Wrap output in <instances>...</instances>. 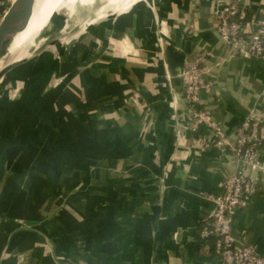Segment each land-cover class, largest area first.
<instances>
[{
    "label": "crops",
    "instance_id": "1",
    "mask_svg": "<svg viewBox=\"0 0 264 264\" xmlns=\"http://www.w3.org/2000/svg\"><path fill=\"white\" fill-rule=\"evenodd\" d=\"M238 1L262 18L264 0ZM119 2L63 35L50 24L54 68L0 101V264H220L198 229L240 166L189 125L179 74L212 52L203 106L232 135L250 114L264 120V60L218 36L213 0ZM259 159L242 168L255 185L231 234L264 254L262 148Z\"/></svg>",
    "mask_w": 264,
    "mask_h": 264
},
{
    "label": "built area",
    "instance_id": "2",
    "mask_svg": "<svg viewBox=\"0 0 264 264\" xmlns=\"http://www.w3.org/2000/svg\"><path fill=\"white\" fill-rule=\"evenodd\" d=\"M14 1L0 0V22ZM213 3L218 36L239 56L264 60V13L258 20L249 17L238 0H213ZM211 58L212 52L203 50L179 74L186 103L185 117L193 128L198 125L209 128L212 145L219 152H230L240 168L220 185L218 195H208L214 209L201 222L198 235L203 239L215 238L214 253L220 264H264V254L252 244H240L231 234L233 216L246 206L254 189L255 182L242 168L259 167V150L264 149V120L250 114L232 135L219 126L202 100L213 93L209 78Z\"/></svg>",
    "mask_w": 264,
    "mask_h": 264
},
{
    "label": "rangeland",
    "instance_id": "3",
    "mask_svg": "<svg viewBox=\"0 0 264 264\" xmlns=\"http://www.w3.org/2000/svg\"><path fill=\"white\" fill-rule=\"evenodd\" d=\"M105 1L106 0H92L89 3L90 4L89 8H88L87 5H83V4L79 3V2L76 3L74 5L73 9H71V10H68V8H65V7H61L60 8L61 10L60 9L57 10L56 12H54V15H52V18H51L52 22L50 24H53V25L55 24V25L53 27L54 31L52 33H50V35L59 36V35L62 34V32H65V30H70L71 28H73L76 25V22H77L76 19L78 18V16L80 18H84L86 16H90V17L93 16L95 13H97L103 7V5L105 4ZM118 2H119V0H118ZM46 3H47L46 0H36L35 1V5H34V8H33V13H32V16L30 17L29 21L32 20L38 14V12L40 10L39 8L43 7ZM112 3L113 2L109 1L108 4L106 5L107 8L109 6H111ZM77 8H79V10ZM62 9L63 10L65 9V10L62 11ZM109 9L111 11H115V10H117V6H115L113 8L111 7ZM96 18H94V19H96ZM79 24H81V23H79ZM56 26H60V27L57 28ZM58 29L62 30V31H59ZM57 30H58V32H57ZM63 34H65V33H63ZM45 36H44V38H45ZM63 39H66V37H64ZM38 46H40V45L37 44L36 47H34L30 51V55L31 56H33V53H34L35 49ZM46 50H47V52H42V53L43 54L47 53L46 54L47 56L49 55L50 51H52V52L55 51L54 47H50V46H48ZM37 61H38L37 58H32L27 63H25L23 65H20L18 67H15L14 69L10 70L9 72L4 74L0 78V101H5L8 98L18 99V93L16 92V90L21 86V84L26 83V81L23 82L25 80L24 79V74H25V72L27 70L26 67H29V64L30 65L32 64L31 66H32V68H34L36 66L35 62H37ZM11 64L12 63L7 64V65H11ZM48 79L50 80V84H54V82L56 80V79H54L52 77H50Z\"/></svg>",
    "mask_w": 264,
    "mask_h": 264
},
{
    "label": "bare ground",
    "instance_id": "4",
    "mask_svg": "<svg viewBox=\"0 0 264 264\" xmlns=\"http://www.w3.org/2000/svg\"><path fill=\"white\" fill-rule=\"evenodd\" d=\"M91 1L92 0H46L47 3L43 7L39 8L40 10L38 14L32 20L28 22L25 29L17 33L12 38L9 46L7 47L0 61V68H3L7 64L17 62L22 59L30 57V51L34 47H36L37 44H40V42L44 39V36L46 35V32L52 21L51 18H52V15H54V12L59 10L61 7H65V8H68V10H71L73 9L74 5L78 2L83 5H88ZM109 1L113 3L108 8H111V7L113 8L115 6L117 7L121 6L118 0H108V2ZM105 7L107 8V6ZM77 9L79 10V8ZM64 10L62 9V11Z\"/></svg>",
    "mask_w": 264,
    "mask_h": 264
},
{
    "label": "water",
    "instance_id": "5",
    "mask_svg": "<svg viewBox=\"0 0 264 264\" xmlns=\"http://www.w3.org/2000/svg\"><path fill=\"white\" fill-rule=\"evenodd\" d=\"M34 3L35 0H15L4 14L0 22V61L12 38L27 26L33 13ZM55 43L56 40L53 38L45 37L40 42V46L35 49L33 56L30 55L29 58L13 62L11 65H6L3 68H0V78L15 67L25 64L32 58L44 52L48 46H52ZM6 176L7 174L4 173L0 179V191L4 185Z\"/></svg>",
    "mask_w": 264,
    "mask_h": 264
},
{
    "label": "trees",
    "instance_id": "6",
    "mask_svg": "<svg viewBox=\"0 0 264 264\" xmlns=\"http://www.w3.org/2000/svg\"><path fill=\"white\" fill-rule=\"evenodd\" d=\"M46 56V55H45ZM43 56L40 55L37 62H35L36 66L34 68H32V64H29V67L27 68V72H25L24 74V79L26 81V84L30 85L31 87H35L36 85L39 84V82H41L48 74L49 72L54 68V62L51 59H48V56ZM27 63V62H26ZM31 70V71H29ZM1 174H0V179H1ZM2 190V189H1ZM200 229V227H199ZM198 229V231H199ZM199 237V235H198ZM199 239L201 241H206V240H210L212 242V250H213V255H215L214 253V241L215 238L214 237H209V238H200Z\"/></svg>",
    "mask_w": 264,
    "mask_h": 264
}]
</instances>
